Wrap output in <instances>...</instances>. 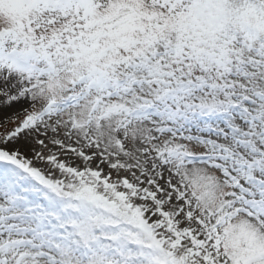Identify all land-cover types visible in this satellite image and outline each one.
Segmentation results:
<instances>
[{"label":"snow or ice","instance_id":"1","mask_svg":"<svg viewBox=\"0 0 264 264\" xmlns=\"http://www.w3.org/2000/svg\"><path fill=\"white\" fill-rule=\"evenodd\" d=\"M0 264H264V0H0Z\"/></svg>","mask_w":264,"mask_h":264}]
</instances>
